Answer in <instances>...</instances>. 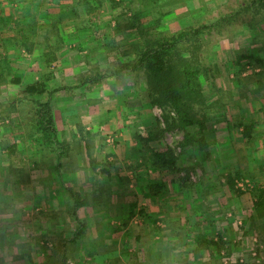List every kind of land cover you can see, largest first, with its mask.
I'll return each mask as SVG.
<instances>
[{"label":"rangeland","instance_id":"374dc122","mask_svg":"<svg viewBox=\"0 0 264 264\" xmlns=\"http://www.w3.org/2000/svg\"><path fill=\"white\" fill-rule=\"evenodd\" d=\"M117 1L120 5L115 12L124 18L120 22L125 24L137 16L141 32L145 34L148 31V36L159 38L174 35L190 26L211 24L251 4V0H147L146 7L143 0ZM104 6L108 11L102 12L101 22L89 29L85 38L77 35L68 37L70 33L62 31L65 47L61 37L57 39L52 30L44 29L43 24V29L33 24L36 16H30V7L22 15L12 13L14 19H5L0 13L4 18L0 23V66L6 72L0 78V104L3 105L0 108V253H17V264H60L63 257H66L65 264H144L140 258L148 264L158 252L153 244L156 235L153 216L149 221L134 213L132 218L135 222L116 220L119 214L112 212L119 210L118 205H112L116 196L111 194L105 174H99L96 183L90 180L99 167L92 161L86 163L85 158L77 166L72 164L71 158H64L66 165L60 169L55 155L45 151L32 127L37 114L34 103L28 100L20 103L18 86L8 82L13 76L21 77L25 82L35 78L45 80L50 90L69 86V90L62 89L50 99L45 95L42 100L51 101L56 127L62 130H58V137L66 152H73L75 144L88 147L90 142L101 143L106 146L105 152H110L120 142L113 133H109L107 126L120 113L121 125L128 122L127 125L135 129L143 124L151 130L158 125L165 128L164 120L161 122L157 115L161 108L150 104L144 81L137 84L135 76L129 72H121L122 77L113 74L133 60L134 56L127 52L141 44L145 35L124 28L115 30V19H110L109 15L113 5L106 0ZM26 14H29L28 20L25 19ZM71 18L73 16H66L67 21ZM223 24L221 32L206 35L202 40L205 62L212 65L216 85L214 89L205 77L201 79L206 97L198 115L204 127L196 125L186 132L178 129L167 131L161 141H156L160 145L157 150L173 149L178 163V169L163 168L160 172L167 181L171 175L177 176L179 186L187 192V196L183 192L182 198L171 199L175 204L183 208L186 204H200L220 209L225 228L215 233L214 238L221 235L225 238L220 243L223 246L221 255L226 258L224 263L264 264V217L252 213L256 195L260 188H264V152L255 150L256 141L264 145V66L258 61L264 63V11L249 7L241 16ZM67 28H71L69 23ZM23 30L37 34L34 39L47 43L48 50L50 47L59 48L60 57L66 56L67 62L76 60L66 68V76L70 78L67 82L61 84L58 79L59 57L48 69L32 66L27 69L22 64H18V69L14 67V59L24 60L25 54H28L25 55L28 59L30 55L36 58L33 51L37 42L30 52L23 47L15 56L8 54L7 47L12 46L9 38L17 46L18 40L20 46L24 44ZM8 32L11 37L5 41L2 36ZM85 44V50H81L79 46ZM6 52L8 60L5 61L1 55ZM96 70L107 71L106 74L110 75L99 83ZM120 88L126 93L130 90L137 92L139 101H132L127 96L126 102L120 100V110L115 112L111 109V98L115 94L109 92ZM138 115L144 116L137 118ZM241 124L255 126L252 138L242 135ZM185 134L191 136L193 144L182 148ZM178 147H181L180 151ZM88 150L84 149L85 152ZM252 154L258 156L259 163L250 158ZM147 170H152L149 174L158 172L154 167ZM191 174L196 177L195 181L191 180ZM204 176L209 178L204 180ZM228 177L236 178V189L243 190L244 195L239 196L230 188ZM92 183L95 185L91 188ZM165 186L164 193L177 192L176 184L167 182ZM72 199L84 200L88 205L78 210V219L86 227L85 234L76 243L71 240L79 220L72 213ZM12 205L16 207L11 210ZM189 213L192 214L188 211L186 215ZM209 213V221L205 218L207 213L203 219L215 222L212 219L215 216L211 217L214 213ZM234 239L240 245L232 248ZM168 248L165 241L161 252L168 253ZM31 253L34 261H28L26 257L21 261L20 254Z\"/></svg>","mask_w":264,"mask_h":264},{"label":"crops","instance_id":"0c3cea01","mask_svg":"<svg viewBox=\"0 0 264 264\" xmlns=\"http://www.w3.org/2000/svg\"><path fill=\"white\" fill-rule=\"evenodd\" d=\"M77 2L79 3L80 0H0V9L2 8L0 10V13L5 19L6 18L14 19V16L11 15L12 13L15 14L19 13L20 15H22L24 11L25 13L27 12L26 8L30 7L32 11L30 16L33 18H35L36 16L35 18L36 22L35 23L33 22V24H36L39 27H42L41 24H43L45 26L44 29H48V31L52 30V33L54 35H57L56 36L57 39L61 37L63 42V47H65L64 45L66 44V41L64 42L63 40L62 31L63 32L68 31V33H70L68 37L75 38L76 37L75 35H77L79 37H82L81 39L85 38V36L87 35L86 33H89L88 30L76 29V27L73 24V21L75 20L74 15L70 12L69 9L72 6H75ZM103 11L105 12L108 11L106 6ZM70 15L73 16V18L67 21L66 16H70ZM109 15H110V19H113L114 17L113 11L109 12ZM4 18L0 17V23L3 22ZM25 19L26 20L29 19V14H26ZM67 23L71 25V28H67ZM0 26L2 27L1 24ZM76 31L80 33L76 34ZM24 32H21L22 36L30 37L32 41H35L34 37H36L37 34L34 33L30 34L28 32H25L26 33L25 34ZM44 32L47 31L44 30ZM10 35H11L10 32H8V34L2 37H4L5 41L10 39V42H12V46L9 47L8 45L7 47L8 54L9 56L12 54H14L13 56H15L19 51L16 48L17 45L15 41L14 40L12 41L11 38L8 39V37H11ZM46 44L47 43L44 42H40V43L37 42L36 48L33 51V53L35 52L34 56H36V58L33 59V56L30 55L29 59L24 57H23L24 60L17 61L16 59H14L15 62V63L13 62L15 65L14 67L18 69L20 67L18 64H22L27 69H29L30 66H32L35 69L36 68L44 69L45 63L43 59L44 58L43 54L45 52H48ZM86 45L87 44L83 46L80 45L79 48L83 47L85 50ZM37 46H39L38 50H37ZM3 55H1V59L7 56V52L4 53ZM60 56L61 55L59 53L58 55L59 61L57 62L59 70L57 72H58L59 82L62 84V82H67L68 79H70L69 77L66 76V68L69 65H71V63H75L76 60H72L73 62L72 61L67 62L66 56L64 57H60ZM60 58H62L61 61ZM107 65L108 64H106L105 66ZM96 71L98 72V76H97L98 79L100 78V74H105L107 72V71H99V70ZM120 75L121 77L123 76L122 74H119V76ZM35 79L39 80V78H35ZM104 79L105 78L101 80L103 81ZM143 89L141 88V90ZM117 90L109 92L112 93L113 95L115 94L114 97L111 98L112 99L111 109H114L115 112L116 111L118 112V110H120L121 105H119V102L121 101L126 102L127 96L128 99L130 98L132 99V101H136L139 98L137 92L133 93V91L130 90V92L126 93L124 92L123 88ZM76 100L77 99H75V101ZM115 100H117L118 102H115ZM139 108L140 106L137 107L138 110ZM120 114L119 116L113 117L110 125L107 126L109 133L110 132L113 133L115 135L114 137L116 138V140L120 142L119 144H117L116 147L113 146L110 152L109 151L105 152L104 148L106 146H104L101 143L90 142L89 144H87L88 147L80 146V144L78 143V145L75 144V146H73L75 150H73V148H71L73 152H70V150H68L64 158L65 159L71 158L72 164L74 165L77 164V166L78 165L80 166V164H82V160L83 159L85 160V158H86L85 160L86 163L92 161L95 166H99L96 169L97 174L93 173V175L90 177V180L96 183L100 177L99 174L101 173L105 174L106 181H108L109 188H111V194H114L116 196L115 201L112 200V205L119 206V210L117 211L112 210L113 213L119 214L116 220L123 219L125 221L130 220L131 223L135 222V218H132L134 213H137L136 216H140L142 217V219L147 218L149 221H152L150 219L153 216V226L155 227V234H156L154 236L153 244L155 247L154 250L158 252H155L152 261L147 262L148 264H151L150 262H153V264H165V263L167 264V262H170V264H227L223 262V260L225 261L226 258H223L221 255V253L223 254L221 248L223 246L220 244L222 243L223 240H225V238H222V235L220 236V238H214L215 233L218 234V231L220 232L221 230H223V228H225V226H223V220H222L223 216L219 214L220 209L214 206H205V205L202 206L200 204L199 205L186 204L185 207L183 208L181 207L180 204H175L174 202H172L171 199H173L174 201V199L176 198H182L183 192H185V195L187 196V192L183 191L184 188H181L179 186L180 181L177 178V176L174 177L171 175L167 181V178L161 176V172H160L161 169L158 170L157 168L156 169L158 170V172L149 174L152 172V170H147V168L154 167L153 156L150 153V151L149 152L147 151L148 148L146 147V143L143 142L142 138H146L148 136V133L152 131L151 128L147 127L144 124L142 126H139V123L137 125L139 126L138 129H135L127 125L128 122L125 123V125L123 123L121 125ZM108 115H110V113ZM143 116L144 115L141 116L138 115L137 118L139 117L143 118ZM74 118L75 116H73V119ZM137 118L136 120H138ZM142 123H144V121H142ZM67 124L69 123H66V125ZM58 130L59 132L62 131L59 128V126H58ZM87 130L89 131L90 127L87 128ZM68 132H70L69 129ZM159 146L160 145L156 141L151 142L149 145L150 148H155V149H158ZM263 147L264 145H262V142H258V141L255 142V150H258L259 153L264 152ZM88 148L90 151L88 150V152L87 151L85 152L84 149L86 150ZM64 158L62 160L63 166L64 164L66 165ZM250 158L258 162V156L256 157V154L255 155L252 154ZM79 175L81 174L79 173ZM208 178L209 177L205 178L204 176L203 179L207 180ZM161 179L164 181L163 183ZM167 182L173 183V185L176 184L177 187L175 191L177 192L164 193L163 191L167 189L165 186V183ZM95 183L90 184L91 188L93 185H95ZM99 187H97V189ZM260 190L264 191V188L262 187L260 188ZM198 193L200 192L198 191ZM190 198L192 199V197ZM15 207L16 205L15 206L12 205L11 210L14 209ZM188 211L191 212L192 214L189 213L188 215H186ZM252 211H253L252 212L253 215H255L256 211L254 209ZM209 212L214 213L211 214L212 215L211 217L215 216L212 218L213 220H215V222H207L209 221V217H208V214H210ZM155 214H159V215L155 216ZM204 214L206 215L205 218L207 221L203 219L204 217H202ZM215 214H217V216ZM198 215H200L201 217L200 216L198 217ZM0 216H2V214H0ZM252 216L249 218H252ZM157 219L161 221L157 222L156 221ZM199 219L202 220L200 221ZM15 221L16 219L14 220L13 224L16 223ZM190 234H194V236H191ZM165 241H167V245L169 244L170 249L168 248L169 250L168 253L161 252L162 250L161 248ZM11 244L12 242L9 241V245ZM236 244H239V242L235 241L231 243V245L233 246L232 248H234ZM262 248L264 249V247ZM20 255H21L20 256L21 261L23 260L22 257H26L28 261L30 260L34 261L33 253L20 254ZM17 260H18V255L15 252H10L7 254L0 253V264H17ZM250 260L252 261V259ZM140 261L143 263L145 262L144 264H146V260H144L143 258L142 259L140 258Z\"/></svg>","mask_w":264,"mask_h":264},{"label":"trees","instance_id":"16d2710c","mask_svg":"<svg viewBox=\"0 0 264 264\" xmlns=\"http://www.w3.org/2000/svg\"><path fill=\"white\" fill-rule=\"evenodd\" d=\"M93 0H80L76 6H72L69 10L74 15L73 24L78 30L93 29L96 23L101 22V14L104 10V2L106 0H95L96 4H93ZM113 5L112 11L115 19V30H133L138 33L141 32V26L138 23V17L128 19L124 21L123 17L118 16L115 10L119 8L120 2L117 0H109ZM147 0H143V5L147 7ZM258 7L264 11V0H251V4L247 7ZM240 8L234 13L228 15L227 18H222L211 24H203L199 26H190L186 29L171 35L163 36L161 38L157 36H148V31L142 33L143 42L138 44L133 50L128 53L129 56H134L133 60L128 65H124V68L113 72L114 75H118L121 72H129L135 76L136 83L143 80L146 87V94L150 100V104L155 107H159L164 111V124L165 128L161 125L156 126L151 132L148 133L146 138H142L146 143L147 151L153 156V165L155 168L163 169L168 168L174 170L178 163L174 156V151L170 147H167L164 151L150 148L151 142L161 141L164 134L167 131L182 130L187 131L194 126L204 127L202 118L198 115V110L206 97L202 78L205 77L208 83L216 89L214 83V73L212 65L205 62V51H203V39L206 35H214V32H221L225 26L223 23L232 21L238 15L241 16L244 9ZM117 11V10H116ZM85 12V17H82V13ZM84 14V13H83ZM237 15V16H236ZM123 25V26H122ZM122 26V27H121ZM124 30V31H125ZM24 32V30H23ZM140 34V35H142ZM147 37V38H146ZM35 40V39H34ZM36 43L32 41L30 37H24V44L20 46L18 40L17 50H21L23 47L28 49L29 52ZM197 44L196 46L193 44ZM49 48V47H48ZM191 48V49H190ZM81 50L84 48L80 47ZM23 51V50H22ZM59 48H49L48 52L43 55L44 69H48L51 64L57 60L59 55ZM28 55V54H25ZM23 56L27 58V56ZM5 61L8 60L5 58ZM259 65L264 63L261 60ZM4 68V67H3ZM7 69V68H6ZM4 69L0 66V78L6 75L3 72ZM108 74H100V80L109 76ZM97 81H100V80ZM5 80V79H4ZM96 81V82H97ZM10 84L18 86L19 95L21 96L19 102L32 101L37 110L36 121L32 125L33 129L37 132L39 140L45 147V151L55 155L57 165L62 169L63 158L65 156L66 148L58 137V129L56 127V120L51 109V101L49 100L54 93L59 92L62 89H68L69 86H62L63 88L49 89L45 80H32L24 81L21 77H11L9 79ZM45 95L49 96V99L42 101ZM3 105L0 104V108ZM7 106V104L5 105ZM254 125L241 124L240 128H243L242 135L250 139L253 137ZM200 143V142H199ZM189 144H193V140L189 134H185V140L181 143V147L184 148ZM44 153V151H43ZM178 169V167H177ZM176 169V170H177ZM240 174L238 173V177ZM236 178L228 177L227 181L230 188L235 191L239 196L244 195L245 192L241 189H236ZM70 191V190H68ZM73 198V196H72ZM88 206L84 203V200L72 199L73 215L79 220L78 227L73 232L72 242H78L85 234V223L78 219V210L80 207ZM253 209L257 215L264 217V191L257 193ZM64 256H66L64 254ZM65 258L63 257L60 264H65ZM153 264V262H150ZM166 264V263H165ZM170 264V262H167Z\"/></svg>","mask_w":264,"mask_h":264},{"label":"built area","instance_id":"2783aa9c","mask_svg":"<svg viewBox=\"0 0 264 264\" xmlns=\"http://www.w3.org/2000/svg\"><path fill=\"white\" fill-rule=\"evenodd\" d=\"M157 115H158L160 121L163 122V118H162L163 113H162V110H161V109H158V114H157ZM177 149L180 151V150H181V147H178ZM190 178H191V180H193V181L196 180V177L194 176V174H191V175H190ZM254 256H257V254L254 253ZM257 262H260V261L258 260Z\"/></svg>","mask_w":264,"mask_h":264}]
</instances>
